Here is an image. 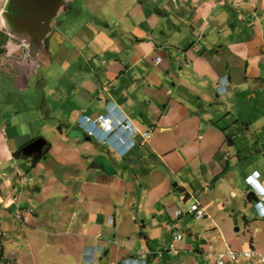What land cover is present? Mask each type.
Wrapping results in <instances>:
<instances>
[{"label":"crops","instance_id":"0c3cea01","mask_svg":"<svg viewBox=\"0 0 264 264\" xmlns=\"http://www.w3.org/2000/svg\"><path fill=\"white\" fill-rule=\"evenodd\" d=\"M73 1L30 66L4 69L25 40L0 31L4 254L14 264H82L102 247L105 264H216L210 247L264 250V207L256 210L246 183L257 171L264 185V0ZM49 78L48 113L61 128L35 162L21 149L43 138L35 122ZM114 104L138 130L124 156L76 131ZM252 152L260 157L247 165ZM98 155L113 175L93 167ZM242 199L241 218L258 231L241 242L228 225ZM193 202L203 219L175 215ZM21 249L36 255L22 261Z\"/></svg>","mask_w":264,"mask_h":264},{"label":"water","instance_id":"95a60500","mask_svg":"<svg viewBox=\"0 0 264 264\" xmlns=\"http://www.w3.org/2000/svg\"><path fill=\"white\" fill-rule=\"evenodd\" d=\"M66 5L65 0H4L0 9V18L3 22L0 31L3 34L10 32L23 37L25 41L22 46L26 50L21 56L13 54L5 56L7 62L3 64L4 69L13 70L14 63H18L20 68L35 63L34 56L37 55L44 38L51 32L52 25L56 24L61 9L65 10ZM46 144L44 138H38L24 146L21 151L27 156L43 154ZM93 164V167H99L107 175L115 173L112 162L104 156H96ZM103 258L104 254L98 257L102 264H105L106 260Z\"/></svg>","mask_w":264,"mask_h":264},{"label":"clouds","instance_id":"9594fccd","mask_svg":"<svg viewBox=\"0 0 264 264\" xmlns=\"http://www.w3.org/2000/svg\"><path fill=\"white\" fill-rule=\"evenodd\" d=\"M109 118L112 120L111 128L102 129L97 126L95 120H92L88 117H82L78 121V127L90 136L94 141L101 145H106L112 148L114 152H116L119 156L126 155L133 147L136 146V135L138 134L137 127L130 120V117L127 116L123 110L117 104H114V109L109 113ZM85 120V124L81 127V122ZM261 174L259 172H254L251 176H249L246 180L252 194L255 197V208L259 210L264 207V201H260L258 196L261 192H264V185L260 181ZM258 199V206H257ZM262 205V206H260ZM261 207V208H260ZM260 216L264 217V214H260ZM102 248V247H98ZM98 248L90 250L95 252V257L98 260L99 264L101 260L98 259L99 256L103 255L102 251H96ZM99 253L100 255H97ZM136 259V258H134ZM143 261V260H141ZM83 264V262H82ZM123 264V261L121 262ZM147 264V262H146Z\"/></svg>","mask_w":264,"mask_h":264},{"label":"rangeland","instance_id":"374dc122","mask_svg":"<svg viewBox=\"0 0 264 264\" xmlns=\"http://www.w3.org/2000/svg\"><path fill=\"white\" fill-rule=\"evenodd\" d=\"M65 1H68V0H65ZM114 1L115 0H112V2L110 3V5H112V4H114ZM127 1V3L129 2L130 3V0H126ZM131 1H133V0H131ZM82 0H74L73 1V3L72 4H78V6L80 7L81 6V8H83V5H82ZM116 2V1H115ZM3 3H4V1H3ZM75 7V6H74ZM114 8H115V6H114ZM112 9H113V7H112ZM114 13V12H113ZM112 13V15L110 14L109 15V20H111V21H113V19H114V14ZM64 14H65V12L61 9V11H60V13H59V15L57 16V18H56V20H60L61 18H63V16H64ZM83 20V19H82ZM57 22V21H56ZM37 67H38V65H36ZM46 86H47V88L46 89H44L43 87L41 88V95L42 96H44V97H46L43 101H44V104H43V106H42V108L40 109V111H41V113H42V116L43 117H41L40 118V120H38V121H34L35 123H37L36 125H39L40 124V126H41V131H42V135H43V138L44 139H46L47 140V142L48 143H53V142H55L56 140H57V136H56V134H57V131L59 130V128H61V124L60 123H57V121L55 120V119H53L52 118V116L50 115V113H48V109L50 108V91H49V89H50V86L52 85V81L50 80V78L46 81ZM44 89V90H43ZM43 97V98H44ZM27 103V102H26ZM27 104H30V101H28V103ZM65 125V124H64ZM60 126V127H59ZM63 127V126H62ZM65 127H66V125H65ZM76 131L78 132V133H82V134H84L83 133V131L81 130V129H76ZM87 137V136H86ZM251 152V151H250ZM252 155L250 156V160L247 162V165H249V164H251V162H254V161H256L257 160V158H259L260 156H259V154L258 155H256V153H251ZM251 161V162H250ZM250 162V163H249ZM249 163V164H248ZM255 164H257V163H255ZM253 166H255L254 165V163H253ZM240 203H241V200H239V199H237V205H240ZM189 205V204H188ZM245 205H246V202H245V199L243 200L242 199V206H241V208L239 209V211L238 212H236V215H233V217L232 218H230L229 220V225H228V230L229 231H231V233L230 234H232V236L233 237H235V238H237L238 240H240L241 242L244 240V239H246V237L249 235V234H251V235H253L252 234V231L254 230L255 232H257L258 230L257 229H253V230H250L249 228H247V226L245 225V222H244V220L241 218V214H240V212H242V213H245ZM185 206V205H184ZM184 206H182L181 208H183ZM184 216H187V215H184ZM235 220H236V222H235ZM13 236H6L5 238L7 239V241L6 242H8V250H7V252H10L11 253V249L10 248H12L11 246V243L13 244V242L14 241H12L11 239H14V238H12ZM11 245V246H10ZM16 246L14 247L13 246V249H15L18 245L17 244H15ZM258 250H260L261 251V254H262V256H263V258H264V250H262V249H260V248H258ZM16 253H18V255L20 256L19 258H20V260H22V261H26V262H30L31 261V257H35V255L36 254H33V253H26V250L25 251H23V249H21V251H19V250H16ZM45 255L46 256H48V257H51V256H53V254H49V253H47V252H45ZM4 258L2 259V260H4L5 262H1L0 261V264H14L15 262H14V260H13V256H11V255H6V254H4ZM18 263L19 264H21L20 262H19V260H18Z\"/></svg>","mask_w":264,"mask_h":264},{"label":"built area","instance_id":"2783aa9c","mask_svg":"<svg viewBox=\"0 0 264 264\" xmlns=\"http://www.w3.org/2000/svg\"><path fill=\"white\" fill-rule=\"evenodd\" d=\"M162 61L161 57H157V63ZM109 111V110H108ZM108 114H100L95 123L97 126L102 129H109L112 125V120L109 118ZM85 124V120L81 122V127ZM145 139H149L151 137V133L144 134ZM260 201H264V192H261L258 196ZM258 206V199H257ZM262 206V205H260ZM261 208V207H260ZM187 214L194 218L195 220H201L206 216V211L203 207L199 205L197 202L190 203L183 210H177L175 212L176 216H181L182 214ZM183 236L181 234L176 235V240H182ZM170 249L175 251V246L173 243L170 244ZM96 251H102V248H98ZM206 257L214 261L216 264H264V258L261 254V251L258 250L257 247H249L245 250L237 251L235 249L226 246L225 250L222 251H212V247L210 250L206 252ZM83 264H99L98 260L95 257V252L86 251L84 253ZM123 264H146V261H141L138 259H125Z\"/></svg>","mask_w":264,"mask_h":264},{"label":"trees","instance_id":"16d2710c","mask_svg":"<svg viewBox=\"0 0 264 264\" xmlns=\"http://www.w3.org/2000/svg\"><path fill=\"white\" fill-rule=\"evenodd\" d=\"M45 154H46V153H45ZM15 155H16V156H19V155H22V153L19 151V152L15 153ZM43 156H44V155H38V154L35 155L34 161L36 162V161L41 160ZM3 258H4V249H3L2 246H0V261H1V262H5L4 260H2Z\"/></svg>","mask_w":264,"mask_h":264}]
</instances>
